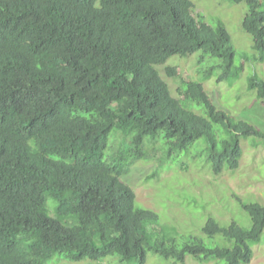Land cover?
Here are the masks:
<instances>
[{
    "label": "trees",
    "instance_id": "trees-1",
    "mask_svg": "<svg viewBox=\"0 0 264 264\" xmlns=\"http://www.w3.org/2000/svg\"><path fill=\"white\" fill-rule=\"evenodd\" d=\"M229 2L246 8L252 54L239 65L223 22L208 25L190 0H0V264H146L149 253L173 264L250 263L263 205L239 200L247 225L208 216L200 235L178 233L121 180L150 152L165 166L200 141L219 175L238 168L242 140L264 141L167 66L198 53L211 64L204 77L231 83L244 62L264 61V0ZM158 67L179 77L177 97ZM247 88L264 106V81L253 74Z\"/></svg>",
    "mask_w": 264,
    "mask_h": 264
},
{
    "label": "rangeland",
    "instance_id": "rangeland-1",
    "mask_svg": "<svg viewBox=\"0 0 264 264\" xmlns=\"http://www.w3.org/2000/svg\"><path fill=\"white\" fill-rule=\"evenodd\" d=\"M190 1L195 7L194 15L201 13L208 25H214L216 20L223 22L236 51V65L241 62V53L252 54L250 39L241 29V20L246 12L244 5L232 4L229 0ZM210 65L207 58H200L198 53L183 58L173 57L167 62V66L175 69L184 80L193 79L202 83L218 110L237 120L247 121L264 133V106L255 93L247 88V80L253 74L264 81V61L244 62L239 77L231 83L217 82L214 74L204 77ZM158 71L167 82L171 94L177 97L176 91L181 86L179 77H168L165 67H158ZM122 140L123 136L117 134L112 144L117 145ZM199 146L201 149L205 147L203 142H197L192 152L182 153L184 155L170 160L165 166H160L157 160L161 157V151L155 154L150 152L153 157L151 160L135 162L121 180L133 189L137 206L153 210L161 225L175 232L200 235V227L208 216L221 223L237 220L240 225L242 223L239 221H246L243 225H247L248 219L238 202L243 200L264 206V141L242 140L243 153L238 168L224 170L219 175L210 172ZM47 202L49 204L51 199L48 198ZM252 250L249 264H264V234L260 242L252 246ZM116 260L117 257H106L98 261L83 260L76 263L55 256L48 264H118ZM146 264L173 262L149 253ZM184 264L221 262L200 263L186 257Z\"/></svg>",
    "mask_w": 264,
    "mask_h": 264
}]
</instances>
